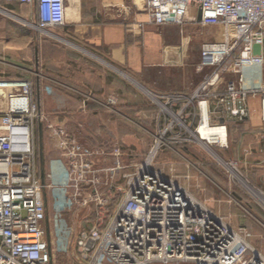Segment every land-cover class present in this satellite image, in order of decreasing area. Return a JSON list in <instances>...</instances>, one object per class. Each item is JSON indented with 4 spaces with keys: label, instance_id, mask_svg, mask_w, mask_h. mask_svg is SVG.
I'll return each mask as SVG.
<instances>
[{
    "label": "built area",
    "instance_id": "2783aa9c",
    "mask_svg": "<svg viewBox=\"0 0 264 264\" xmlns=\"http://www.w3.org/2000/svg\"><path fill=\"white\" fill-rule=\"evenodd\" d=\"M6 1L22 6L33 2ZM66 9V0H37V27L65 26ZM143 13L158 27L220 26L222 36L202 44L197 70L207 73L191 95L153 97L165 114L164 126L146 162L134 173H126L116 136L79 127L82 139H77L71 126L41 111L31 81L0 78V101L6 103V110L0 111V264H61L56 243L51 239L49 245L46 233L48 191L53 189L65 190L75 214L92 205L97 208L99 221L74 233L70 264H264V254L251 244L248 229L233 228L152 167L161 148L172 149L166 135L179 140L181 132H189L184 140L207 145L208 140L199 139V129L207 124L226 129L228 140L229 125L249 116L253 97L260 101L264 123V57L253 53L254 46L264 42V0H145ZM135 26L143 29L144 23ZM44 90L53 91L50 86ZM40 122L50 133L53 156L65 168L58 185L45 164L44 181L41 178L35 141ZM210 145L215 153L212 147L218 146ZM219 148L228 149L229 140ZM215 157L236 174L237 162H226L217 153ZM120 176L127 189L106 223L105 209L113 198L104 199L102 187L111 183L113 191Z\"/></svg>",
    "mask_w": 264,
    "mask_h": 264
},
{
    "label": "crops",
    "instance_id": "0c3cea01",
    "mask_svg": "<svg viewBox=\"0 0 264 264\" xmlns=\"http://www.w3.org/2000/svg\"><path fill=\"white\" fill-rule=\"evenodd\" d=\"M144 6L145 0H66V25L40 29L37 0L24 6L0 0V60L10 69L0 66V75L31 81L41 111L71 126L74 135L80 136L81 127L88 129L94 115L102 130H117L118 124L127 130L136 106L131 76L162 96L191 95L207 73L197 70L202 44L222 36L220 26L158 27L148 21ZM136 22H143L144 28H137ZM45 86L52 87V93H46ZM249 109V116L230 124L229 130L239 123L245 124L244 131L256 132L252 144L241 141L252 151L250 156L242 154L241 164L262 174L264 123L257 97L250 99ZM260 180L264 185V178Z\"/></svg>",
    "mask_w": 264,
    "mask_h": 264
},
{
    "label": "rangeland",
    "instance_id": "374dc122",
    "mask_svg": "<svg viewBox=\"0 0 264 264\" xmlns=\"http://www.w3.org/2000/svg\"><path fill=\"white\" fill-rule=\"evenodd\" d=\"M8 65V63L0 60L1 70H10L7 67ZM2 66L5 68L2 69ZM0 77L8 78V75H0ZM131 78L134 80L132 86L135 93L134 103L136 105L134 107L135 113L129 116L132 122L130 123L132 124L131 127L128 125V129L125 130L124 126L120 130L121 126L118 124L117 130L110 126L102 130L101 123L98 121L100 118L95 115L91 116L89 120L90 125H87L94 133L99 132L101 135L116 136L120 140L124 154L123 159L128 167L126 173L129 174L134 173L137 167L146 162L150 151L155 145L156 137L160 136V130L164 126L163 120L165 117L161 106L153 98L162 95L153 93L144 88V86L139 85L137 83L139 81L134 76H131ZM161 101L165 103L163 100ZM0 105H2L0 111H5L6 103ZM120 118L118 116V119ZM244 125L239 123L231 125L228 137V149L212 147L215 153L226 162L233 161L238 163V170H235L236 174L229 171L202 144L184 140L190 138V133L184 131L181 132L183 137L179 140L174 139L173 134L166 135L165 143L169 144L172 149L167 146L161 148L152 163V167L155 170L161 171L180 187L184 188L204 206L223 217L233 228L248 229L253 236L251 244L257 249L260 248L264 254V203L250 189L252 188L264 196V185L260 180L264 178V173L257 174V170L253 169V167L242 169L244 168L243 164H241L244 160L242 154L250 156L252 151L249 147H243L241 141L245 138L252 144L254 140L253 133H256L253 130L244 131ZM87 126L84 125L83 127ZM38 132L39 123L35 126L36 148L38 146ZM261 132L264 136V129ZM174 133L180 134V131L175 130ZM77 134L75 133L74 136ZM76 138L82 139L78 135ZM43 144L44 164L47 171L54 172L56 176L55 184L58 185L62 182L60 177L61 174L64 175L65 168L62 162H59L53 156L54 148L50 139V133L44 126ZM262 147L264 154V138H262ZM103 179L104 184H106V176ZM113 183L112 186L115 187L113 191L110 188L111 183L110 185L103 184L102 187L104 199L110 201L113 198L105 209L107 213L106 223L110 221L111 216L118 210L127 189V181L122 176L117 178ZM117 188H121L123 192L118 191L117 193ZM96 209V206L92 205L91 210L88 209L89 211H81L75 214V208L68 204L65 190L53 189L48 191L51 239L56 243L61 264H70L67 256L74 233L88 230L99 221Z\"/></svg>",
    "mask_w": 264,
    "mask_h": 264
},
{
    "label": "bare ground",
    "instance_id": "6f19581e",
    "mask_svg": "<svg viewBox=\"0 0 264 264\" xmlns=\"http://www.w3.org/2000/svg\"><path fill=\"white\" fill-rule=\"evenodd\" d=\"M199 133H200V135H199ZM199 133H198V135H199L200 141H206V140L209 141V143L207 145L206 144H203V145L205 146V148L207 150H209L211 152V154L214 157H215V153L211 150L210 144H216L218 147H226L227 146V143H228L227 131H226V129H224L222 127H219V126L214 127V126H210V125L206 124L199 129ZM245 185L247 186V184H245ZM250 189L253 192V194L256 197H258L264 203V196L261 195L256 190H254L252 188H250Z\"/></svg>",
    "mask_w": 264,
    "mask_h": 264
},
{
    "label": "water",
    "instance_id": "95a60500",
    "mask_svg": "<svg viewBox=\"0 0 264 264\" xmlns=\"http://www.w3.org/2000/svg\"><path fill=\"white\" fill-rule=\"evenodd\" d=\"M199 20H201V12L199 13ZM253 53L255 55L263 56L264 57V42L263 44H256L253 48ZM39 130H40V161H41V178L44 181V144H43V124L39 123ZM46 233H47V240L49 245H51V233L49 227V220L46 221Z\"/></svg>",
    "mask_w": 264,
    "mask_h": 264
},
{
    "label": "trees",
    "instance_id": "16d2710c",
    "mask_svg": "<svg viewBox=\"0 0 264 264\" xmlns=\"http://www.w3.org/2000/svg\"><path fill=\"white\" fill-rule=\"evenodd\" d=\"M37 156H38V159H37V161H38V164L41 166V161H40V130H39V132H38V146H37Z\"/></svg>",
    "mask_w": 264,
    "mask_h": 264
}]
</instances>
